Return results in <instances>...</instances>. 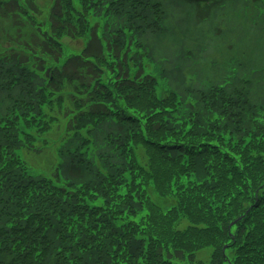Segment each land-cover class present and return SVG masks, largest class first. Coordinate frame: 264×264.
Wrapping results in <instances>:
<instances>
[{"label": "trees", "instance_id": "trees-1", "mask_svg": "<svg viewBox=\"0 0 264 264\" xmlns=\"http://www.w3.org/2000/svg\"><path fill=\"white\" fill-rule=\"evenodd\" d=\"M73 1L38 23L34 0H0V264H264V125L239 129L229 85L160 99L140 38L162 0ZM181 1L200 24L231 0ZM102 121L122 148L96 162ZM60 129L65 163L34 174L22 154Z\"/></svg>", "mask_w": 264, "mask_h": 264}, {"label": "rangeland", "instance_id": "rangeland-1", "mask_svg": "<svg viewBox=\"0 0 264 264\" xmlns=\"http://www.w3.org/2000/svg\"><path fill=\"white\" fill-rule=\"evenodd\" d=\"M53 1L34 0L40 11L38 23L47 18ZM180 2L162 0V20L158 24L161 31L140 38L147 57L145 71L153 75L158 82L156 94L160 99L169 94H175L177 98L185 94L200 99L201 95L206 97L214 88L229 85V88L227 87L229 92L230 88L234 92L232 99L237 101L241 113L245 114L243 122L245 127L239 129L252 127L254 120L252 119V124L247 121V114L252 113L258 118L257 125L263 126L264 0H231L200 24H195L192 20L194 9ZM73 3L77 4L74 1ZM92 22L94 23L93 20ZM2 26L8 30L9 23H3ZM63 43L65 52L69 55L78 52L82 42L64 40ZM0 50H10L1 37ZM0 93L3 94V91ZM14 96H17L16 93ZM11 105L6 93L0 97V110L6 111ZM147 112L152 114L150 109H147ZM181 113L185 118V113ZM200 115L202 113L198 117ZM210 122L218 128L217 120L211 117ZM227 124L228 121L225 119L224 126H228ZM234 125L230 122L229 130L234 131L236 129L233 128ZM61 129L48 138L54 145L42 153L22 154L23 160L34 174H45L53 164L55 168L65 163L64 154L61 158L55 151V147H59V141L64 136ZM95 129L93 136L98 142L99 138H102V133L106 132V139L102 138L103 147L98 149L99 158L96 162L103 160V156L112 149L121 151L122 147L117 146L122 142L118 141V135L109 121L100 122ZM148 188L150 192L153 190L151 186Z\"/></svg>", "mask_w": 264, "mask_h": 264}]
</instances>
